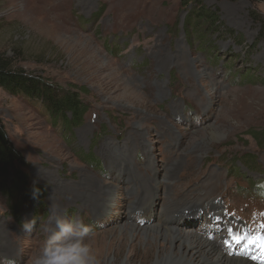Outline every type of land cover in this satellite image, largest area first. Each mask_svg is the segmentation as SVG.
I'll return each instance as SVG.
<instances>
[{
  "label": "rangeland",
  "instance_id": "374dc122",
  "mask_svg": "<svg viewBox=\"0 0 264 264\" xmlns=\"http://www.w3.org/2000/svg\"><path fill=\"white\" fill-rule=\"evenodd\" d=\"M258 3L205 0L225 28L204 51L185 26L191 9L182 0H0V53L63 89L82 88L88 108L70 135L36 102L0 88V118L22 156L0 171V264H26L57 216L93 228L100 264L155 261L166 241L132 238L126 223L201 228L227 253L228 225L257 231L264 222V14ZM140 121L143 138L129 141ZM108 146L123 161L109 156ZM172 162L182 166L171 183L184 190L174 205L163 180ZM18 175L23 184L15 187ZM150 177L162 178L157 197L145 184ZM84 179L96 184L76 186ZM100 183L119 186L112 212L93 210ZM148 195L151 207H137ZM212 199L220 200L222 215L206 207L199 217L191 203L216 206ZM25 220L33 223L31 232L23 231Z\"/></svg>",
  "mask_w": 264,
  "mask_h": 264
},
{
  "label": "bare ground",
  "instance_id": "6f19581e",
  "mask_svg": "<svg viewBox=\"0 0 264 264\" xmlns=\"http://www.w3.org/2000/svg\"><path fill=\"white\" fill-rule=\"evenodd\" d=\"M204 104L206 106H209L210 101H206ZM139 115L140 114L137 113L138 117ZM143 126H144V123L142 121H140V124L138 123L136 126H134L131 136L129 138V141L135 142L143 138L142 137L143 134H141V129L143 128ZM158 126L164 129L165 131L164 133L166 137L167 135L170 134V131L168 130V128H165L163 121L160 123V125L158 124ZM151 141L152 140L150 139L148 142H146V147L150 148L152 146ZM113 148L114 146L107 147V149L109 150L108 155L113 156V158L121 159V161H123V159L120 156L121 154L120 155L116 154ZM149 165L153 167V163H150ZM174 165L175 163L173 162L171 165H169V167L172 168V170L166 173V176L163 177V180L168 182V184H165V185L167 186L169 185L168 189L165 191V194L167 195L172 192L169 195V200H168V202L171 203L172 205L175 204L174 199L176 198V196H178L180 193H183L182 191H184L180 189L178 190V187H176V183H178V181L171 183L173 179L174 180L179 179L180 176L177 172V169H179V166H182V163L177 162L175 167ZM91 179H84L82 182H77L76 186L83 185V187H85L86 184H90L92 187H94L93 185L96 183ZM144 180H145V184L149 186L154 192V196L157 197L158 196L157 192L161 190V186L163 185L162 178L159 179L157 177H150V179L145 178ZM181 187L182 185L180 186V188ZM95 188H97L96 194L94 195V199L91 201V205L93 207L94 212L95 213H100L102 211L112 212L114 209L113 206L118 204L117 191H118L119 186L116 185L115 183H111L109 185L107 183H102V184L100 183V184H97ZM147 189L148 188H146V190ZM146 190L143 193H141L140 196H143L147 192ZM193 190L194 188L190 189V192H192ZM150 196L151 195H148L147 198H142L141 200L137 201L136 206L140 202H144L142 205V208H150L151 205L153 204L150 201ZM212 200L216 206H211V205H208L207 203H202V205H199L197 203H191L193 204V207L198 208L197 215L199 217L200 216L204 217V215L201 213V210L205 209L206 207L209 208L208 213L219 212L220 216L222 215L220 211V209L222 208L220 200L218 199H212ZM136 206H133L132 208ZM137 207H140V205H138ZM179 214H177V216ZM177 223H174V224L170 223L167 225H162L160 223H156L153 225L147 224L143 227H141L140 225L134 224V223H126V225L122 228L123 230H125V232H127L130 236H132V238L135 237L137 240H140L139 238L140 236H142L146 240L154 241L157 239L158 240L161 239V240L166 241V243H161L159 248L157 249L156 259L153 262V264H259L257 260L251 259V255L255 251L254 249H249L248 251H245V248L243 246H236V247H232L231 250L227 253L225 252V249H223L222 243L220 244L219 240L216 237H214L215 239L212 240L209 237V233L204 234L201 231L202 230L201 228H199V230L197 228L196 230L195 229L193 230L181 229L182 227L180 226V223L178 224ZM189 224L193 225L196 223L189 222ZM228 227H231V226L228 225ZM205 228L209 230L210 235H211L212 231L210 230V228H207V227ZM234 228H240V227L235 226ZM244 229L245 228H242V231ZM172 246H175V247L171 249ZM133 247L135 248V245H133ZM149 248L150 246H146L144 248V251L148 252L150 250ZM134 256H135V252L130 251L128 257L130 259H133ZM196 258H198V260H196Z\"/></svg>",
  "mask_w": 264,
  "mask_h": 264
},
{
  "label": "trees",
  "instance_id": "16d2710c",
  "mask_svg": "<svg viewBox=\"0 0 264 264\" xmlns=\"http://www.w3.org/2000/svg\"><path fill=\"white\" fill-rule=\"evenodd\" d=\"M182 4L190 6L191 9L185 26L189 29L193 39L200 41L201 50L210 51L212 49L211 38L215 37L217 32L222 31V28H225L220 20L218 10L207 7L205 0H182ZM261 22L264 31V20ZM0 88L14 96H23L36 102L53 125L60 126L70 135L77 126L83 123L88 112L80 95L82 88L79 91L75 86L68 90L63 89L14 67L12 60L4 57L1 53ZM254 133L250 135L257 140ZM247 161H250L249 156H247ZM16 162H22V156L12 144L0 118V171L5 173L10 167L13 168ZM15 181V187L23 184L21 175H18V179Z\"/></svg>",
  "mask_w": 264,
  "mask_h": 264
},
{
  "label": "clouds",
  "instance_id": "9594fccd",
  "mask_svg": "<svg viewBox=\"0 0 264 264\" xmlns=\"http://www.w3.org/2000/svg\"><path fill=\"white\" fill-rule=\"evenodd\" d=\"M256 10L264 14V0ZM32 227L29 220L22 223L25 232H31ZM44 232V242L29 255L26 264H100L90 242L93 228L83 220L57 216Z\"/></svg>",
  "mask_w": 264,
  "mask_h": 264
},
{
  "label": "snow or ice",
  "instance_id": "6c2138e0",
  "mask_svg": "<svg viewBox=\"0 0 264 264\" xmlns=\"http://www.w3.org/2000/svg\"><path fill=\"white\" fill-rule=\"evenodd\" d=\"M215 219H219L216 217ZM228 238L224 243L227 247L233 245L243 246L245 251L254 249L251 259L257 260L259 264H264V222L258 225L257 231L253 232L246 227L243 231H237L232 227L227 229Z\"/></svg>",
  "mask_w": 264,
  "mask_h": 264
}]
</instances>
